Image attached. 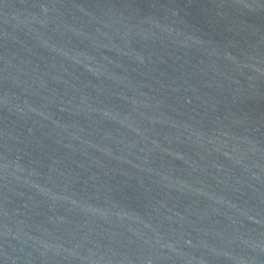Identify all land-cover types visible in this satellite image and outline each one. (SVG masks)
<instances>
[{"label":"water","instance_id":"1","mask_svg":"<svg viewBox=\"0 0 264 264\" xmlns=\"http://www.w3.org/2000/svg\"><path fill=\"white\" fill-rule=\"evenodd\" d=\"M0 264H264V0H0Z\"/></svg>","mask_w":264,"mask_h":264}]
</instances>
